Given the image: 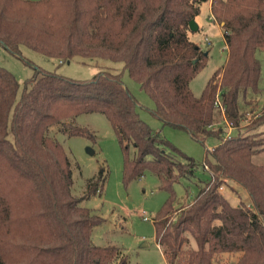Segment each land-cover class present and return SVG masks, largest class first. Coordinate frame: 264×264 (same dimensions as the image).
I'll use <instances>...</instances> for the list:
<instances>
[{
	"label": "trees",
	"instance_id": "obj_1",
	"mask_svg": "<svg viewBox=\"0 0 264 264\" xmlns=\"http://www.w3.org/2000/svg\"><path fill=\"white\" fill-rule=\"evenodd\" d=\"M208 2L223 24L228 57L197 97L191 82L209 52L191 40L190 23ZM0 42L62 63L120 62L165 125L201 143L219 141L203 163L210 178L197 184L193 199L188 192L178 197L175 185L194 177L198 164L181 160L141 118L120 74L106 70L77 81L38 70L20 91L14 74L0 67V264H129L121 248L93 243L104 219L81 201L100 191L99 181L76 197L69 154L51 135L59 126L95 140L88 128L66 123L90 113L113 127L124 181L149 172L167 193L154 226L168 264H221L226 255L236 257L233 264H264V0H0ZM224 124L238 134L227 138ZM229 182L247 192L250 205H233L222 194Z\"/></svg>",
	"mask_w": 264,
	"mask_h": 264
},
{
	"label": "rangeland",
	"instance_id": "obj_2",
	"mask_svg": "<svg viewBox=\"0 0 264 264\" xmlns=\"http://www.w3.org/2000/svg\"><path fill=\"white\" fill-rule=\"evenodd\" d=\"M197 18L198 30L192 31L190 38L209 52L207 65L191 82V89L198 97L214 71L225 64L228 52L223 38V24L212 19L208 3L202 5ZM258 57L262 64L261 94L258 99L260 107L264 104V49L258 52ZM0 67L14 74L20 83V91L38 70L55 72L77 81L95 80L106 70L120 74L124 85L138 102L141 118L177 149V156L181 160L188 156L198 164L194 177L175 185L176 195L184 197L188 192L189 197L193 199L198 190L197 184L210 178L203 163L206 156L211 159L208 151L219 143L218 139L211 137L201 143L194 140L185 130L165 125L154 114V101L130 77L122 63L83 57H76L70 63H62L57 58L28 47H21L19 54L14 53L0 42ZM66 123L88 128L96 136L95 140L86 136H69L60 131L59 126L51 130V135L62 143L69 154L74 175L73 194L82 198L88 193L89 181H99L100 191L81 201V206L94 209L104 219L103 223L94 229L93 243L98 246L121 248L128 256L129 264H168L161 246L155 239L154 219L167 199V193L160 189L158 177L147 172L141 178L124 181L122 148L105 115L83 114L67 120ZM224 126L226 135L238 134V130H230L225 124ZM262 129L264 127L259 130ZM220 191L233 205H250L247 192L234 182L223 185ZM235 259V256L226 255L221 264H233Z\"/></svg>",
	"mask_w": 264,
	"mask_h": 264
},
{
	"label": "water",
	"instance_id": "obj_3",
	"mask_svg": "<svg viewBox=\"0 0 264 264\" xmlns=\"http://www.w3.org/2000/svg\"><path fill=\"white\" fill-rule=\"evenodd\" d=\"M190 27H191L192 31H197L198 30V24H197L196 20L191 21ZM68 63H70V61Z\"/></svg>",
	"mask_w": 264,
	"mask_h": 264
},
{
	"label": "built area",
	"instance_id": "obj_4",
	"mask_svg": "<svg viewBox=\"0 0 264 264\" xmlns=\"http://www.w3.org/2000/svg\"><path fill=\"white\" fill-rule=\"evenodd\" d=\"M213 19V18H212ZM216 105L217 106H219L220 105V102H219V99H217V101H216ZM220 108H221V110L224 112V108H222L221 106H219ZM228 126V128L230 129V130H232L233 128L229 125V124H227L226 125V127ZM231 132V131H230ZM227 136V138H229V137H231V135L230 134H228V135H226Z\"/></svg>",
	"mask_w": 264,
	"mask_h": 264
},
{
	"label": "crops",
	"instance_id": "obj_5",
	"mask_svg": "<svg viewBox=\"0 0 264 264\" xmlns=\"http://www.w3.org/2000/svg\"><path fill=\"white\" fill-rule=\"evenodd\" d=\"M209 4V8H210V11H211V2H208ZM197 22H198V18H196Z\"/></svg>",
	"mask_w": 264,
	"mask_h": 264
}]
</instances>
